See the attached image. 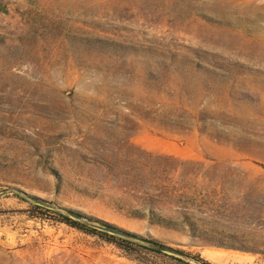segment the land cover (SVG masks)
<instances>
[{"label": "rangeland", "instance_id": "obj_1", "mask_svg": "<svg viewBox=\"0 0 264 264\" xmlns=\"http://www.w3.org/2000/svg\"><path fill=\"white\" fill-rule=\"evenodd\" d=\"M0 191V264H264V0H0Z\"/></svg>", "mask_w": 264, "mask_h": 264}, {"label": "trees", "instance_id": "obj_2", "mask_svg": "<svg viewBox=\"0 0 264 264\" xmlns=\"http://www.w3.org/2000/svg\"><path fill=\"white\" fill-rule=\"evenodd\" d=\"M33 199L35 209L55 213L59 221L115 246L123 255L139 264H212L199 254L173 247L158 238L131 231L73 209H68V215L52 208L46 199L37 196H33Z\"/></svg>", "mask_w": 264, "mask_h": 264}]
</instances>
